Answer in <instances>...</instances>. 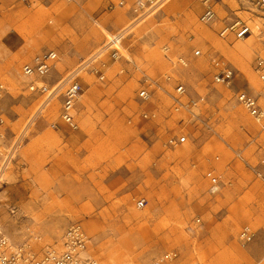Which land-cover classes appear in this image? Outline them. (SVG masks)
Here are the masks:
<instances>
[{
	"label": "rangeland",
	"instance_id": "1",
	"mask_svg": "<svg viewBox=\"0 0 264 264\" xmlns=\"http://www.w3.org/2000/svg\"><path fill=\"white\" fill-rule=\"evenodd\" d=\"M205 1L162 0L159 11L143 19L146 23L137 21L129 28L121 46L137 60V71L123 59H112V46L99 50L108 39L90 19L98 18L112 33L125 29L135 15L120 9L119 0H34L32 8L18 0H0V121L9 127L7 140L23 130L40 106L41 99L27 91L21 75L36 53L57 50L58 72L76 71L84 87L77 105L81 129L63 127L60 136L49 128L50 117H57L54 112L41 117L6 180L35 159L36 137L43 132L42 137H52L46 140L49 148L58 149L54 157L59 154L61 164L72 166L76 181L87 182L78 183L79 193L72 200L65 189H53L49 200L36 186L27 195L20 183H5L0 188V236L42 252L79 223L93 240L90 254L103 264H154L169 252L176 257L165 264H264V181L255 172L264 177V132L236 101L237 93L245 90L264 106L263 87L252 68L257 56L264 57V38L220 35L223 23H232L234 10H242L239 15L246 20L261 21L262 13H244L253 8L248 0ZM207 5L217 14L210 23L201 21ZM9 38L18 51L3 45ZM238 42L258 48L240 54L232 50ZM165 46L172 57L193 59L196 48L205 57L188 69H173ZM213 57L232 64L236 75L231 89L214 85ZM96 69L105 81L94 74ZM144 75L157 80L171 75L191 96L207 95L202 114L219 136L198 125H182L184 115L174 114L171 100L161 92L150 106L158 113V126L130 127L128 118L147 104L138 97ZM184 126L195 138L178 149L167 147V138ZM193 162L199 169L192 168ZM210 166L222 179L217 193L203 177ZM133 196L146 197L147 207L136 209ZM14 206L17 214L11 213ZM246 225L256 237L243 249L238 236Z\"/></svg>",
	"mask_w": 264,
	"mask_h": 264
},
{
	"label": "built area",
	"instance_id": "2",
	"mask_svg": "<svg viewBox=\"0 0 264 264\" xmlns=\"http://www.w3.org/2000/svg\"><path fill=\"white\" fill-rule=\"evenodd\" d=\"M18 1L29 8L35 5L34 0ZM248 1L253 7L250 8L251 10L248 13L252 12L254 14V11L262 13L258 17L261 21L255 19L246 20L241 18L239 14H235L236 19L232 20L231 24L224 23L220 32L222 37L234 34L237 39H244L251 35L264 38V0ZM206 2L208 3L209 0ZM161 3L162 0H136L132 4H129L123 0L119 3V6L127 7L136 15V20H138L156 13ZM245 11L247 12V10ZM239 12L243 11L240 10ZM216 18V11L212 6H207L206 11L201 16V21L210 23ZM90 19L95 26L103 30V26L98 18L92 16ZM111 46L113 47L111 53L112 59L116 61L123 59L135 70H140V66L135 58L121 44H111ZM163 52L173 69H188L192 66L195 59L205 57V53L200 48L194 50L193 59L179 55L172 57L169 46L163 47ZM60 59V54L56 50L38 52L21 68V75L28 83L27 91L31 95L39 97L41 103L31 121L8 144L2 142L6 138L2 132L5 121L2 119L0 121V188L6 183L5 174L8 168L20 156V152L28 140L31 128L41 117H48L49 112H54L55 117L57 116L56 119L53 118L54 116H51V120L49 118L47 120H49V128L57 134L61 131L58 121L63 122L71 131L76 132L81 129L78 120L77 104L84 93V87L78 80L79 76L76 74V71L63 78H55ZM210 65L214 85H221L227 89H231L236 75L232 64L222 57H213L210 59ZM252 68L257 73L262 84V97L264 98V57L257 56L252 62ZM84 71L85 69L79 73ZM93 72L98 76L100 81H105L106 77L100 73L99 69ZM143 80L138 97L147 104L139 112L134 113L128 118V125L130 127L143 130L144 128L148 129L158 126V113L150 108V106L156 94L161 92L171 100L173 113L184 115L181 119L182 125L188 123L192 128L198 125L203 129H209L214 135L219 136L214 127L210 125L202 114L203 107L207 103V95L198 94L197 97L191 96L187 86L181 80H175L171 75H166L158 80L144 75ZM0 89H4V86L1 85ZM236 101L238 107H243L260 130L264 132V106L260 103V98H256L245 90H240L236 95ZM191 138H195L194 132L187 126H184L177 129L174 135L167 138L166 146L178 149L185 146ZM237 156L239 159H243L241 154L237 153ZM216 160H219V157H216ZM191 166L194 170L199 169L197 162H193ZM255 172L264 181L263 175L257 169ZM203 177L209 182L210 191L217 193L222 180L217 170L212 166L207 167L203 173ZM173 183L176 185L178 180H174ZM131 202L138 210L145 209L149 203L146 197L135 196L131 198ZM17 211L18 209L14 207L11 213L17 214ZM197 222H201V220L198 219ZM255 237L256 232L253 228L250 225L244 226L238 236L240 246L243 249L248 248L255 240ZM90 242L91 238L79 223L69 226L59 242L49 245L42 252L36 251L28 243L15 244L6 235L1 234L0 264H103L97 257L87 255ZM175 257V253L169 252L160 257L154 264H165L173 261Z\"/></svg>",
	"mask_w": 264,
	"mask_h": 264
},
{
	"label": "crops",
	"instance_id": "3",
	"mask_svg": "<svg viewBox=\"0 0 264 264\" xmlns=\"http://www.w3.org/2000/svg\"><path fill=\"white\" fill-rule=\"evenodd\" d=\"M74 1H76V0H74ZM121 1H123V0H119V3ZM124 1H126L127 3L130 4V2L133 3L136 0H124ZM206 1H205V4H208ZM70 2H73V1H70ZM108 4H110V1L108 2ZM119 8L126 10L127 7H119ZM206 9H207V7H206ZM158 11H159V9L156 12H158ZM244 13H248V12H244ZM154 14H156V13H152L150 15H154ZM235 14H243V13L239 12L238 10H234L233 11L234 16L231 17V20L236 19ZM126 19H130L129 16L128 17L126 16ZM126 19H125V21H126ZM136 19L137 18L135 15V17L132 18V20L130 19V22H131L130 24H132V21H135ZM147 21H148V19H145V20H143V23H146ZM13 44H14V41L10 38L6 42H3V45L6 47V49H8L10 51H18V50H16V48H14ZM60 61H61V59H60ZM67 69L68 68H66L67 73H66V71H64L63 73H59L58 69H57L55 78H63L66 76V74H68V73L71 74L72 72H75V71L69 72ZM58 122H59V125L61 128V131L58 134L57 133L56 134L62 136V130H63L62 128L63 127L67 128V129H69V128L63 122H61V121H58ZM8 129H9V127H6V125L2 128V132L5 134V137L8 135ZM43 134L44 133L42 132L41 134L37 135V137H36L37 143L35 146L36 147L35 159L32 160L31 162L28 161L27 165H25L26 164V162H25L24 165L21 166V168L15 173V175L12 176L11 179L6 180V183H20V186H19L20 188L25 187L27 189V192H26L27 195H29V193H30V191H28V190L31 189L33 186L34 187L36 186L37 188L43 189L44 191H46L48 193L47 197L49 198V200L51 198L50 192L53 191V189H55V190L56 189H58V190L65 189L66 194H67V199L72 200L77 195L75 192V189L77 186H79L78 183H87V182H85L83 180L76 181V178L71 176L70 172H74L72 166L68 163L67 164H61L59 154L56 157H54L55 153L58 152V149H54L53 147L49 148V144L46 142V140L50 139L52 137H46V136L42 137ZM15 135L16 134H14V136ZM2 142H4L5 144H8L11 141H9V140H7V138H5ZM29 145H31V143H29L27 146H29ZM50 156L52 157L51 160H49ZM64 156L65 155H63V157ZM57 157H59V158H57ZM10 188H12V187H10ZM135 197H139V196H135ZM14 207L19 209L17 206H14ZM92 241L93 240L91 239L90 244L92 243ZM87 255L93 256L90 254V245H89V250L87 252Z\"/></svg>",
	"mask_w": 264,
	"mask_h": 264
},
{
	"label": "bare ground",
	"instance_id": "4",
	"mask_svg": "<svg viewBox=\"0 0 264 264\" xmlns=\"http://www.w3.org/2000/svg\"><path fill=\"white\" fill-rule=\"evenodd\" d=\"M126 17L121 16V19L124 20ZM143 19H138L135 21H132V24L127 26L125 29L118 31L117 33H112L109 30L104 29L103 27V31L105 36L107 37V41L106 44L101 46V48L99 50L105 51L107 50L111 44H122V42L126 39V37L128 36L127 33L129 31V28H132V25H134L135 23H137V21H142ZM20 33H24V31L19 30ZM127 35V36H126ZM258 48V45L251 43V42H238L237 44L234 45V47L232 48V50L240 53V54H246L251 50H256ZM102 54V53H101ZM100 54V55H101ZM99 57V56H97ZM96 57V58H97ZM137 62V60H136ZM138 63V62H137ZM80 68V67H79ZM5 178H6V174H5ZM75 192L78 194V190L75 189ZM144 210V209H143Z\"/></svg>",
	"mask_w": 264,
	"mask_h": 264
}]
</instances>
